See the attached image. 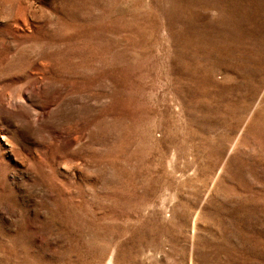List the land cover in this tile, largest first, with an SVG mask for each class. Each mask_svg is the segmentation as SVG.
<instances>
[{
  "label": "rangeland",
  "instance_id": "rangeland-1",
  "mask_svg": "<svg viewBox=\"0 0 264 264\" xmlns=\"http://www.w3.org/2000/svg\"><path fill=\"white\" fill-rule=\"evenodd\" d=\"M0 264H264V0H0Z\"/></svg>",
  "mask_w": 264,
  "mask_h": 264
}]
</instances>
